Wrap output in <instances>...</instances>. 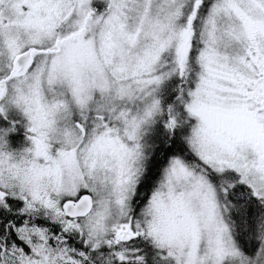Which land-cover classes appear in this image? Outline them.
<instances>
[{
	"label": "snow or ice",
	"instance_id": "1",
	"mask_svg": "<svg viewBox=\"0 0 264 264\" xmlns=\"http://www.w3.org/2000/svg\"><path fill=\"white\" fill-rule=\"evenodd\" d=\"M0 264H264V0H0Z\"/></svg>",
	"mask_w": 264,
	"mask_h": 264
}]
</instances>
